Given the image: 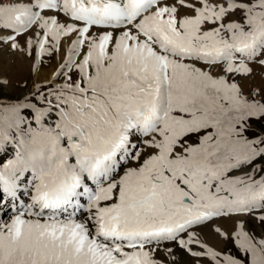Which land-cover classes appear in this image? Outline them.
Wrapping results in <instances>:
<instances>
[{
	"label": "snow or ice",
	"instance_id": "snow-or-ice-1",
	"mask_svg": "<svg viewBox=\"0 0 264 264\" xmlns=\"http://www.w3.org/2000/svg\"><path fill=\"white\" fill-rule=\"evenodd\" d=\"M5 52L0 264H264V0H0Z\"/></svg>",
	"mask_w": 264,
	"mask_h": 264
},
{
	"label": "rangeland",
	"instance_id": "rangeland-1",
	"mask_svg": "<svg viewBox=\"0 0 264 264\" xmlns=\"http://www.w3.org/2000/svg\"><path fill=\"white\" fill-rule=\"evenodd\" d=\"M58 59H59V57L54 58L52 61V67L45 68L43 73H46L47 76H49L50 73L52 72L53 68L55 67ZM13 61L16 62V57L7 54V52H5L3 57L0 58V62H1L0 63V73H2L5 76H8L10 79H13L12 75L14 74L13 72H14V69L16 66V63L13 64ZM28 62L30 63V61H28ZM41 77H42V75H41ZM27 78L29 79V87L28 88L17 87L16 81H13L12 85L8 88H5L3 90V92L0 94H2L4 96L12 97V98L22 96L24 93H26L31 88V78L30 77H27ZM259 82H260L259 77H257V79L255 81H253L252 83H259ZM247 83H249V82H245V84H247ZM251 227H253L255 229V232L257 235H260V233L262 231H264V228H261L255 222H252ZM210 244H212V243H210ZM229 247H230V245H229ZM161 258H163L166 261V264H171V257L161 255ZM179 258H180V254L177 253V259H179ZM196 260H197V258L192 257L190 254H184V256H183V264H196Z\"/></svg>",
	"mask_w": 264,
	"mask_h": 264
},
{
	"label": "bare ground",
	"instance_id": "bare-ground-1",
	"mask_svg": "<svg viewBox=\"0 0 264 264\" xmlns=\"http://www.w3.org/2000/svg\"><path fill=\"white\" fill-rule=\"evenodd\" d=\"M28 64H29V62L27 60H25L23 56L19 57V59H17V57H16V66H15V69H14V72H13L14 74L12 75L13 79H11L12 83H13V81H17V80L25 78L27 76L26 69H27ZM20 68H23L24 71H20L19 70ZM41 75H42V77L40 79H45L46 77H48L47 74L43 73V72H42ZM204 238L206 240H208L209 243H212V244L216 243V241L213 240L210 236H205ZM161 255H164V254L161 253Z\"/></svg>",
	"mask_w": 264,
	"mask_h": 264
}]
</instances>
